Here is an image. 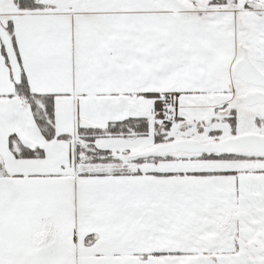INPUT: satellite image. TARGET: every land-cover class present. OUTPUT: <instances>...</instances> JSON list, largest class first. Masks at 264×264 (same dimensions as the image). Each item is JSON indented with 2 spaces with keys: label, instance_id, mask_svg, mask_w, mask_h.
Wrapping results in <instances>:
<instances>
[{
  "label": "snow or ice",
  "instance_id": "1",
  "mask_svg": "<svg viewBox=\"0 0 264 264\" xmlns=\"http://www.w3.org/2000/svg\"><path fill=\"white\" fill-rule=\"evenodd\" d=\"M0 264H264V0H0Z\"/></svg>",
  "mask_w": 264,
  "mask_h": 264
}]
</instances>
